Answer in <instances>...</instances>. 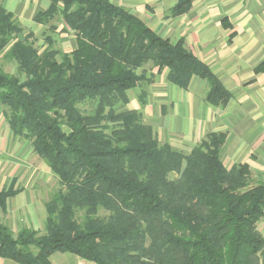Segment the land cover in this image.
Segmentation results:
<instances>
[{
  "label": "trees",
  "instance_id": "obj_1",
  "mask_svg": "<svg viewBox=\"0 0 264 264\" xmlns=\"http://www.w3.org/2000/svg\"><path fill=\"white\" fill-rule=\"evenodd\" d=\"M192 1L177 0L166 16L184 14ZM32 20L44 27L41 50L35 31L0 4V108L58 187L44 202L42 233L26 226L14 233L0 220V257L48 264L66 252L96 264H264V180L247 162L224 165L226 133L209 132L184 151L160 141L139 111L115 108L145 80L138 69L146 64L167 68L181 88L192 76L205 79V100L228 103L230 91L183 39L160 36L111 0H50ZM62 32L74 36L69 51L55 46ZM256 70L264 73V62ZM14 194L0 190L3 213Z\"/></svg>",
  "mask_w": 264,
  "mask_h": 264
},
{
  "label": "crops",
  "instance_id": "obj_2",
  "mask_svg": "<svg viewBox=\"0 0 264 264\" xmlns=\"http://www.w3.org/2000/svg\"><path fill=\"white\" fill-rule=\"evenodd\" d=\"M111 1L127 8L160 36L172 41L182 38L185 47L231 93L225 106L212 105L205 100L209 89L205 79L192 76L188 86L181 88L167 79V68L158 70L146 64L138 69L145 72V80L127 91L125 104L116 106L139 111L158 139L184 151L209 132H225L224 165L230 168L247 162L251 175L264 180V73L256 70L264 62V0H193L190 9L178 16H166L177 0ZM0 4L16 16L14 8L34 4L28 19L32 20L50 0H0ZM39 26L33 24L29 30ZM52 181L57 178L33 152L30 142L13 133L0 108V190L15 191L7 199V212L0 210V220L7 221L13 232L35 221L40 215L36 207L39 202L44 207ZM258 229L264 236V216ZM0 264L18 263L0 257ZM48 264H79V260L72 253L55 252Z\"/></svg>",
  "mask_w": 264,
  "mask_h": 264
},
{
  "label": "rangeland",
  "instance_id": "obj_3",
  "mask_svg": "<svg viewBox=\"0 0 264 264\" xmlns=\"http://www.w3.org/2000/svg\"><path fill=\"white\" fill-rule=\"evenodd\" d=\"M29 8V9H28ZM28 8L27 9H22V8H20L19 7V9H17V8H14V11H15V13H17V17H20L19 18V21H20V23H21V25L25 28V29H27V30H29V29H31V26L34 24V25H36V23H34L32 20H31V18H30V20H28L29 19V16H30V13H31V10H30V8H34V4H31V6L29 7L28 6ZM19 15V16H18ZM24 19L25 20H28V21H24ZM61 25V23H58V28L60 29V26ZM43 28L44 27H42V26H39L37 29H35V36H36V38H37V40H36V46L41 50L42 48H44V46H45V43H44V40H43V35H42V30H43ZM73 34L72 33H70V32H68V33H66V32H63V33H61L60 34V36H58V38L55 40V46L57 47V48H59V49H61L62 51H69L72 47H73V44H74V42H73ZM56 38V37H55ZM58 59H59V56H58ZM0 62H2V61H0ZM3 67H4V69L7 71V72H10V73H14L15 75H18L19 77H21L22 79H23V75H20L19 73H18V71L16 70V67H15V64L14 63H12V62H3ZM90 104L89 103H87V104H83V105H81V108H83V109H90ZM115 108L116 109H119V107L118 106H115ZM160 141H162L161 139H159ZM43 162V161H42ZM43 164L46 166V164L43 162ZM46 168H47V170H49V168L46 166ZM55 176V175H54ZM55 178H57L56 176H55ZM52 187V188H51ZM56 187H58L57 186V181H52V185L51 184H49V186L47 187V196H46V199H47V197H48V195H49V193L50 192H52ZM45 199V200H46ZM39 207L41 208L42 207V209L39 211ZM36 209H37V211L40 213V215L38 216V217H36V220L35 221H33V220H31L30 221V223L29 224H25L24 226H26V227H33V228H35V229H39L40 230V233H42L43 232V226H44V216H45V210H44V207H43V202H39L38 203V206L36 207ZM0 217H2L1 215H0ZM3 217H5V218H7V216H3ZM34 222V223H33ZM35 224H37L36 226H34ZM15 232L14 233H16V230H14ZM72 256H74V258H77V260H79V264H96V263H94V262H92V261H88V260H85V259H82V258H80V257H78L77 255H74V254H72Z\"/></svg>",
  "mask_w": 264,
  "mask_h": 264
}]
</instances>
